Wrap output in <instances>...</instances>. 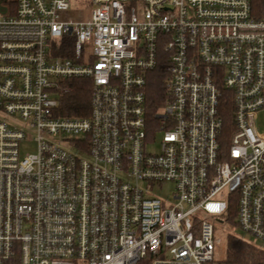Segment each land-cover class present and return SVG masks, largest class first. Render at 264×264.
Wrapping results in <instances>:
<instances>
[{"label":"built area","instance_id":"1","mask_svg":"<svg viewBox=\"0 0 264 264\" xmlns=\"http://www.w3.org/2000/svg\"><path fill=\"white\" fill-rule=\"evenodd\" d=\"M73 78L92 83L86 118L60 115ZM263 111L250 0H17L0 13V264H223L230 207L264 241Z\"/></svg>","mask_w":264,"mask_h":264},{"label":"trees","instance_id":"2","mask_svg":"<svg viewBox=\"0 0 264 264\" xmlns=\"http://www.w3.org/2000/svg\"><path fill=\"white\" fill-rule=\"evenodd\" d=\"M2 5L8 9L11 14L16 12L17 0H0ZM252 16L256 20H264V0H250ZM70 49L71 42L65 43ZM169 77L166 68L159 66L147 76L146 98L147 112L149 119L155 121V115L167 104L169 93L166 86ZM64 87L67 91L61 97L60 115L72 118H86L90 115V98L92 83L89 79L73 78L66 80ZM227 109H230L232 103H226ZM231 121L230 114L226 123ZM235 208L230 207L227 220L231 226H236ZM264 264V250L260 249L235 234H228L226 238V260L223 264Z\"/></svg>","mask_w":264,"mask_h":264},{"label":"rangeland","instance_id":"3","mask_svg":"<svg viewBox=\"0 0 264 264\" xmlns=\"http://www.w3.org/2000/svg\"><path fill=\"white\" fill-rule=\"evenodd\" d=\"M89 16H90V10L85 8L82 10H72L70 13H67L64 17L67 20L80 21L82 19L89 18ZM3 118H4L3 115L0 114V120H2ZM257 123L261 132H264V111L260 113ZM159 139H160V135L156 139L158 140L157 142H159ZM158 147L159 146L156 145L150 146L152 150H156V149L158 150ZM36 149H37V144L35 142L22 143L20 145L21 157H24L28 153H35ZM173 190H174V185L172 183H167L166 185L163 186V188L155 187L153 193L167 202H172ZM215 227H216L217 235L222 240V244L218 247L219 254L217 255V258L220 260L226 259V238L230 233L235 234L238 237L242 238L243 240L247 241L248 243L264 250L263 240L258 239L254 237L252 234L243 231L238 226L237 227L231 226L230 224L223 225L219 222H216Z\"/></svg>","mask_w":264,"mask_h":264},{"label":"water","instance_id":"4","mask_svg":"<svg viewBox=\"0 0 264 264\" xmlns=\"http://www.w3.org/2000/svg\"><path fill=\"white\" fill-rule=\"evenodd\" d=\"M3 1H0V13L5 14L6 13V7L2 5Z\"/></svg>","mask_w":264,"mask_h":264}]
</instances>
